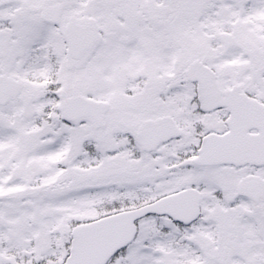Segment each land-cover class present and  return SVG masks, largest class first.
<instances>
[{
	"label": "snow or ice",
	"instance_id": "6c2138e0",
	"mask_svg": "<svg viewBox=\"0 0 264 264\" xmlns=\"http://www.w3.org/2000/svg\"><path fill=\"white\" fill-rule=\"evenodd\" d=\"M0 264H264V0H0Z\"/></svg>",
	"mask_w": 264,
	"mask_h": 264
}]
</instances>
